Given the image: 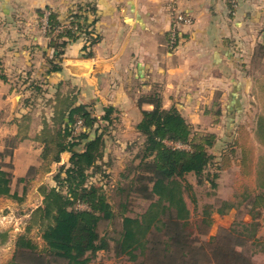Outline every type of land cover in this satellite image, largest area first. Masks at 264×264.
I'll return each instance as SVG.
<instances>
[{"label":"trees","instance_id":"obj_1","mask_svg":"<svg viewBox=\"0 0 264 264\" xmlns=\"http://www.w3.org/2000/svg\"><path fill=\"white\" fill-rule=\"evenodd\" d=\"M87 6L91 15L96 14L94 6ZM83 9L79 5V11ZM38 14L41 18L43 11H38ZM58 17L57 13L49 11L45 32L52 53L45 55L46 76L61 72L65 49L82 35L91 46L99 40L94 31H88L90 23H80V19L84 22L88 20L85 13L70 15L67 27H61ZM83 51V58L92 57V52L86 51V47ZM5 79L0 59V80ZM61 85L62 82L59 87ZM38 87L36 85L34 89L38 91ZM31 102L34 103L33 99ZM51 102V117L43 120L39 135L43 145L40 154L43 164L40 168L48 170L51 165L59 163L63 153L69 157L67 163L60 165L52 176L54 185L41 188L42 203L32 211L24 233L16 237L12 257L7 264H95L93 262L99 252L110 251L116 258H126L132 264H165L149 256L161 244L160 250L168 255L173 247L180 251L179 264H197L201 260L207 264H250L240 244L244 235L241 230L230 229L210 237L207 243L209 251L198 239L191 238L193 229L185 193L193 189L190 175H194L198 185L206 181L211 189H215L218 171L230 166V157L237 156V148L238 189L242 191L237 192L234 201L221 200L215 211L221 216L226 215L246 202L244 205L250 207L247 208L254 218L259 209H264V181H257L255 189L250 186L252 180L247 184L242 182L251 174L253 148L247 149L245 142L242 144L236 139L225 151L222 150L219 157H215L210 153L217 141L215 134L195 131L176 108H162L156 95L145 97L141 103H150L154 108L143 111L135 127L144 142L132 158V164L120 175L115 187L119 197L118 210L115 211L102 185H97L94 178L109 176L106 169L112 166V159L105 163L104 156L111 140L112 125L116 121V110L111 106H102L100 114H94L91 104L79 102L76 89L66 94L57 91L47 101L48 104ZM259 140L264 145V126ZM166 142L187 145L188 149H174ZM11 149L9 147L0 152V198L19 202L21 199L11 193L12 165L4 162L6 158H11ZM209 167H214V173ZM38 169L31 167L27 175H35ZM30 178L20 179L19 182L27 183ZM136 200L147 203V206L129 216L132 202ZM79 205L84 208H79ZM213 207L207 204L203 208L201 223L205 228L212 223L208 217ZM116 221H119V228L114 225ZM102 222L113 226L111 232H101ZM33 228L39 233L40 243L31 236ZM218 238L225 243L224 246L212 245ZM7 241L8 231H0V245Z\"/></svg>","mask_w":264,"mask_h":264},{"label":"crops","instance_id":"obj_2","mask_svg":"<svg viewBox=\"0 0 264 264\" xmlns=\"http://www.w3.org/2000/svg\"><path fill=\"white\" fill-rule=\"evenodd\" d=\"M168 1L63 0L67 7L72 4H89L96 8L95 30L100 35V42L93 47L91 58L67 57L63 67L61 66V72L47 76V80L54 85L55 93L60 91L66 94L72 89L78 90L79 102L91 104L96 115L100 114L102 106H111L116 110L115 117L118 120L119 114L121 125L115 130L116 135L111 136L107 151L111 146L118 147L122 140L117 137L120 134L123 137L128 133L138 138L135 127L142 118V112L154 108L150 103H141V100L153 94L160 99L162 108L174 107L183 118L188 116V122L195 131L216 135V144L210 149L215 157H219L222 150L225 151L236 140L233 136L234 140H228V135H234L236 129L241 133L242 127L237 126L236 120L253 117L254 126L249 132L255 148L253 166L250 178L246 176L242 182L247 184L249 180L253 183L264 181V145L259 140L264 118L256 110L252 112L242 109V102L250 100L242 87L254 84L253 78L258 76L257 70L264 68V0H179L180 11L188 23L179 27L173 46L169 45L168 37L172 20L165 11ZM58 3L60 7L62 1L56 0H0V30L2 29L3 35L13 34L16 37L13 41L20 43L21 33L15 22L22 23L29 17L37 16L38 11L43 9H50L59 15L55 6ZM33 30L31 28L22 39L36 40L38 37L30 35ZM31 46L19 45L11 47V50L15 55L26 57ZM232 69L239 73V78L234 74L235 81L231 74L227 78V73H222L223 70ZM124 71L127 73L126 79L122 78ZM4 82L0 80V88L8 90ZM116 82H119L117 84L120 87L115 91L113 89ZM66 85L70 89L63 90ZM222 85L230 87L229 95L223 96L229 106L223 114L216 113L215 117L218 119L214 123L210 121L208 126H204L202 122L206 121L211 111L196 110L195 105L189 106L187 103H207L217 87ZM1 98L0 109L8 97L5 95ZM250 98L253 100L254 96L251 95ZM14 100L16 107L11 113L12 121L0 126V152L9 149L5 144L6 140L16 136L23 128L21 119H27L30 124L25 129L29 133L23 135L21 142L13 149L11 158L4 161L12 165L11 193H15L21 199L19 203H22L28 191V183L45 179L48 181L46 184L53 183L52 176L56 169L67 163L69 156L66 153L61 154L59 163L51 165L45 172L42 171L40 154L43 145L39 140L42 123L33 124L34 128L37 127L35 133H32L33 112H25L22 108L19 111V97L15 96ZM51 114L52 109L45 115L48 118L46 120L50 119ZM44 119L41 118L42 121ZM225 125L228 126L224 127ZM246 129L249 130V127ZM224 132L227 140L223 141L222 138L219 139V135ZM242 132L246 134V131ZM238 153L239 149L236 148L237 156L230 157V166L218 171L215 183L220 192L216 193V197L221 200L234 201L237 194L236 187L240 180ZM31 167H39L37 173L30 176L29 182H19L20 179L29 177L27 174ZM22 184L25 187L19 194L18 187ZM0 200L8 201L6 198ZM248 208L239 223L244 234L240 244L242 250L248 246L259 248L250 252L246 259L250 264H264V220L259 217L261 209L252 218ZM243 210L241 207L231 209L226 215H234L239 211L244 212ZM258 227L259 230L256 231ZM224 228L229 231L231 226L225 225ZM252 230L254 231L251 236ZM7 231L8 241L0 246H11L13 254L16 237L20 234L13 237L12 229ZM216 236L218 234L211 237ZM216 244L225 245L219 238L212 245Z\"/></svg>","mask_w":264,"mask_h":264},{"label":"rangeland","instance_id":"obj_3","mask_svg":"<svg viewBox=\"0 0 264 264\" xmlns=\"http://www.w3.org/2000/svg\"><path fill=\"white\" fill-rule=\"evenodd\" d=\"M57 2L62 1L59 7V3L56 4L57 9L59 11V21L62 23L61 27H67L68 20L70 15H73L74 13H79L80 15H83L84 13L88 16V20L86 22L83 21V19H80V23L82 25L89 24L90 26L88 28V31H94V35L99 36V40L94 45H89L88 42H86V37L82 35L79 40L75 43L69 44L67 48L65 49V55L63 57L61 66L63 67V63L66 60L67 57L71 56H82L85 52L83 51V47H86V51H92L93 47H95L100 42V35L95 30V15H91L90 12H88L89 8L87 5L84 4H72L70 7L63 4V0H56ZM177 2L178 9L179 0H174ZM169 4L165 6V11L168 13L169 17L171 16V4L173 3V0L168 1ZM79 5H82L84 9L82 11H79ZM43 16L40 18L39 14L37 16L29 17L28 20H24L22 23L19 21L15 25L20 30V43L19 41H13L16 37H13V34L10 35H3L2 29L0 30V59L2 62V69L3 73L5 75V82L4 86L5 88H0V99L1 97H4L6 95V102H4L0 109V126L4 124H8L11 122L12 117L11 113L16 107V102L14 100L15 96L19 97V111L20 108H22L25 112H33V122L32 127L33 130L32 133L35 131L36 127L34 128L33 124L42 123L43 121L41 118L48 119L45 115L47 113L51 112V105L47 103L48 100L52 99L55 93L54 85H52V82H49L47 80V76L45 75L47 70V60L45 58L46 56H50L52 53V49L49 48V39L46 36V26H47V17L49 15L50 9H43ZM26 15V14H25ZM28 17V16H27ZM172 20V19H171ZM34 29L33 33L30 35H35L34 37H38L36 40L33 39H26L22 37L24 35L28 34V31ZM171 28V27H170ZM169 28V30H170ZM169 32V31H168ZM16 44L14 45V43ZM18 43V44H17ZM19 45H27L31 46L29 53L26 55V57L22 55H15L12 53L11 47H18ZM99 45V44H98ZM97 45V46H98ZM231 72V73H230ZM255 70L252 71L254 73ZM222 73H227L226 77H229V74H231L233 81H235L234 74L237 78H239V73L237 70L232 69L230 70H223ZM253 75V74H252ZM257 77L253 78L252 85H249L248 87H242L243 90H245V93L241 89V92H243L246 96L249 95V99L247 102L243 101V107L242 109H246L247 111L254 112L255 110L258 111L259 115H262L264 118V68H259L257 70ZM127 73L124 71L122 73V78L126 79ZM119 82H116L115 90L120 87ZM39 86L38 91L34 89V86ZM69 85H66L63 87V90H68ZM216 88V87H215ZM232 89V88H231ZM234 89V88H233ZM237 90H239L237 88ZM214 91V90H213ZM230 93V87L227 86H219L217 89L213 92V94L210 96L211 99L205 104L202 102L197 103H187L189 106L195 105L194 108L196 110H208L211 111L208 115V118L206 121H203L204 126H208L209 122L214 123L215 119L218 118L215 117L217 112H220V115L223 114V112H226L229 102L226 101V97H223L225 95H229ZM243 94V95H244ZM145 94L143 93L142 96ZM254 96V99L252 100L250 96ZM31 99H33L34 103L31 102ZM258 99V100H257ZM30 103V104H27ZM198 106V108H196ZM240 108V107H239ZM238 110V108H236ZM24 113V112H23ZM19 115H21L19 113ZM184 119L188 122L189 118L188 116L184 117ZM255 119L253 117H250L248 119H242L239 118L236 120L238 123L237 126L242 127V131H246V134H243L244 132L236 129V132L233 133L234 135H228V140L239 139V142L245 145H248L247 149H255L252 145V140L249 137V132L252 131V126H254ZM27 119H21V125L23 128L19 131V133L14 136L10 137L6 140L5 144L8 145V147H12V151L14 148L18 146V144L23 139V135L29 133L27 129H25V126L29 125L27 123ZM189 123V122H188ZM227 123V121L225 122ZM119 124L121 125V119L119 118L118 114V120L114 122L111 128V136L116 135L115 130L118 129ZM190 124V123H189ZM191 125V124H190ZM228 125H225L226 127ZM238 127V128H239ZM246 127H249V130L246 129ZM32 129V128H31ZM227 128L224 130L226 131ZM1 133V132H0ZM35 133V132H34ZM248 133V134H247ZM138 134V133H137ZM222 134V133H221ZM219 135V139L222 138L224 141L227 140L224 138L226 136L225 132L223 135ZM118 135V134H117ZM233 136V137H232ZM118 139L121 137L122 140H120V144L118 147L112 148L109 147L108 151L105 153L104 161L107 163L109 159H112V166L109 169H106V172L109 173L108 178L100 179L99 175L94 178L96 180L97 185H102V189L104 190L107 200L111 203L115 211L118 210L117 204L119 201V197L115 192V187L118 184V181L120 179L121 173H123L126 169V167L131 165L132 158L136 153H138L141 149V146L144 142V138L137 136H131V134L126 133L123 137L118 135ZM243 138L245 139L243 141ZM233 139V140H234ZM40 140V139H39ZM41 141V140H40ZM128 143V144H127ZM229 143V142H228ZM255 150L253 151L254 155ZM252 155V157H253ZM112 157V158H111ZM210 172L214 173V167H209ZM208 169V170H209ZM45 169L43 168L42 171ZM33 173H31L28 176H32ZM190 182L192 183L193 189L191 192L185 193V200L188 205L189 211H190V222L192 226V239H198L199 242L202 245H205L207 250L209 251V237L215 236V234H221L223 231L227 232L224 228V226H231V229H234L236 231L241 230V226L239 223L243 220L247 207L246 202L239 206L238 209L243 208L244 212H237L234 215H225L220 216L217 215L216 209L220 205L221 199L216 197V193L218 194L219 186L215 189H211L210 185L204 181L201 185L197 184V180L194 176H190ZM100 179V180H99ZM48 182V181H47ZM45 180H38V181H32L28 183V191L26 192V196L24 201L22 203H19L14 200H0V231H5L12 229L13 237L17 236L18 234H22L25 231V228L29 225V221L31 219V213L35 207L39 205L40 202H42V196H41V188L44 185L52 186L54 183L49 182L48 184ZM234 182V181H233ZM244 183V182H243ZM233 185V183H232ZM251 188L257 187V182H254L250 184ZM25 187V185H20L18 187L19 194L22 193V189ZM241 192L242 189H238V185L236 187V193ZM212 204L214 205L212 211L209 215V220H211V224L208 228H205L204 225H202L201 220L204 218L203 215V208L205 205ZM147 203L142 202L140 200H136L132 202V211L128 213L129 216H134L136 213L140 212L143 208H146ZM246 210V211H245ZM238 211V210H237ZM262 209L259 211V217H262L264 220V216H262ZM119 221L115 222L116 228H119ZM113 229V226L110 224H107L106 222H102L100 226V230L103 233L105 230L110 231ZM259 230V227L256 231ZM261 231V230H260ZM204 234V235H202ZM31 236L40 243L39 233L37 232L36 228H33L31 231ZM262 237V236H260ZM161 245H158V250H152L149 253V256L155 259L162 260L165 264H179L180 263V251L173 247L172 252L168 254L162 252L160 248ZM258 250L259 248H251L247 247V249H243V255L246 257L250 254V252H253ZM12 257V248L7 246H0V264H7V262ZM186 260H189V257L185 258ZM197 260H200V257H197ZM203 261V262H202ZM205 260H201L197 264H207L204 262ZM95 264H132L126 261V258H116L112 251L109 253L105 252H99L97 254L96 259L94 260Z\"/></svg>","mask_w":264,"mask_h":264},{"label":"built area","instance_id":"obj_4","mask_svg":"<svg viewBox=\"0 0 264 264\" xmlns=\"http://www.w3.org/2000/svg\"><path fill=\"white\" fill-rule=\"evenodd\" d=\"M171 16H172L171 18L172 22H171V28L169 30L168 37H169V45L173 46L177 39L179 27L182 24L188 23V20L178 9L177 2L174 0H173V3L171 4ZM166 144L171 146L174 149H188L187 145H183L180 143L166 142ZM78 207L84 208L83 205H79ZM261 212H262V216H264V209H262Z\"/></svg>","mask_w":264,"mask_h":264}]
</instances>
